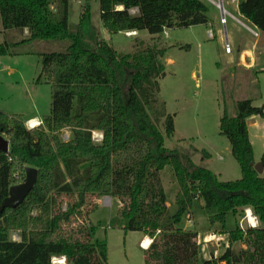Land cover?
Here are the masks:
<instances>
[{"label": "trees", "instance_id": "1", "mask_svg": "<svg viewBox=\"0 0 264 264\" xmlns=\"http://www.w3.org/2000/svg\"><path fill=\"white\" fill-rule=\"evenodd\" d=\"M239 11L264 32V0H240ZM208 12L202 0H100V18L110 33L146 30L160 40L168 28L209 24ZM69 15V0H0L3 29L29 32L0 42V56L31 54L17 48L37 41H68L65 50L38 52L37 82L52 86L43 125L29 129L23 114L0 110V136L10 144L8 152L0 150V204L17 183L15 172L24 179L26 166L38 169L25 200L0 214V264H54V256H65L67 264H108L107 242L95 239L96 226L87 219L102 196L120 203L114 226L151 237L146 264H264V175L254 168L246 123L252 115L264 118V104L241 99L235 116L221 117V134L242 176L220 180L165 145L175 134L174 117L159 99V79L166 74L160 57L167 48L124 53L104 39L90 44L83 34L69 31ZM90 23L87 5L79 24ZM64 129L71 132L67 140ZM94 131L103 133L101 141L93 139ZM166 167L179 186L174 211L161 177ZM196 199L203 200L212 225L224 226L229 214L242 217L246 208L258 225L242 229L238 224L228 231L223 253L204 258L198 232L184 227ZM13 231L20 240L12 239ZM237 242L245 247L235 249Z\"/></svg>", "mask_w": 264, "mask_h": 264}, {"label": "rangeland", "instance_id": "2", "mask_svg": "<svg viewBox=\"0 0 264 264\" xmlns=\"http://www.w3.org/2000/svg\"><path fill=\"white\" fill-rule=\"evenodd\" d=\"M202 1L208 6V15L214 20L210 21V25L168 28V34L163 32L160 40L146 30L133 35H127V32L110 33L100 18V0H69V31L83 34L90 44H96L98 40L104 39L118 52L134 53L139 48L154 45L158 48H167L165 56L160 57L165 65L166 74L159 79V99L165 102L167 112L174 117L175 134L172 138H166V147L176 148L180 153L188 155L197 165L212 170L220 180H237L242 176L241 167L231 154L228 138L221 134L220 119L225 112L229 116H235L237 101L245 98L248 93L243 89L244 82L240 80L241 77L238 73L234 76L227 65L229 54L225 49L224 32L221 31L218 37H215V31L213 38L208 36V29L213 28V23L223 30V24L219 21L221 11L214 3L218 0ZM87 5L90 6L91 23L80 25V17ZM226 7L230 9L229 5ZM2 29L0 16V42H3L5 37L1 32ZM247 33L240 34L239 40L245 39ZM64 43L67 45L68 41H37L17 48L30 49L31 54L5 56V59H13L17 63V65L11 64V67L24 73L27 71L29 76L26 80H10L7 83L4 78L6 72L0 75L1 109L8 114L25 113L26 118L34 115L43 118L50 113L52 86L46 82H37L41 71V57L38 52L65 50ZM171 59L174 63L170 62ZM159 124L164 131L163 122ZM255 128L261 129L260 135L264 139V126H251L253 133ZM69 133H71L69 129H64L61 133L62 138H68L66 134ZM4 137L7 138L6 135ZM263 142L261 138L254 139L252 146L256 159L263 154ZM204 151L209 155L207 156ZM14 176L16 184L23 182L20 171L15 172ZM161 177L167 193V204L171 211H174L178 183L169 167L161 172ZM119 207L120 203L116 198L107 196L99 198L97 209L87 218L96 226L95 239L107 242L108 264H146L145 250L140 243L142 234L138 231H125L122 227L112 224ZM248 209L250 208L245 209L242 217L229 214L225 225L216 223L217 228L228 232L235 229L242 221L246 229L250 226L247 219ZM184 227L199 231L198 243L202 257L206 258L209 254L218 251L220 255L225 250L227 238L205 240L211 234L220 233L210 229L212 225L202 199L193 202L192 211L185 217ZM14 236H20L19 231H13L12 239ZM241 246L245 247L241 242L234 244L235 249Z\"/></svg>", "mask_w": 264, "mask_h": 264}, {"label": "crops", "instance_id": "3", "mask_svg": "<svg viewBox=\"0 0 264 264\" xmlns=\"http://www.w3.org/2000/svg\"><path fill=\"white\" fill-rule=\"evenodd\" d=\"M239 2H233L231 0H224V3H223L224 8L231 14V16L228 17L226 25H222L223 30L222 28H217L215 23L212 24L213 28H209V29H212L213 32L215 31L214 32L215 37H218V34L220 35L222 32H224L225 41L226 42L228 41L232 48V51L228 53L229 58H228L227 65L229 69L232 71V74L236 76L238 73V75L241 77L240 80H243L242 82H244L243 89H246V93L248 94H246L247 96L243 99L249 98L252 100L254 105L261 106L262 104H264V32L260 31L255 25H253L247 18H245L240 13ZM226 5H229L230 9H228ZM209 18H210V21H214L210 16ZM210 24L211 22L207 25H210ZM248 27L256 30L258 34L255 35L253 32L249 30ZM1 32L5 36L2 41L6 39L20 40L29 34L27 28H25L22 32L17 29H9L6 31L2 29ZM136 32L137 34L140 33L138 31ZM164 32L168 34L167 29H165ZM243 32H246V33L250 32V34L247 33L248 35L246 34L245 39L239 40V35L242 34ZM5 56L7 55L0 56V75L6 72V75L5 76L3 75L5 78V82L9 83L10 80L17 81L18 79L26 80L29 76L28 72L26 71V73H24L22 70L20 71L17 68L11 67V64L17 65V63L13 61V59H5L6 58ZM8 56H12V55H8ZM15 56H24V55H15ZM170 62L174 63V60L171 59ZM1 82L2 81H0V85H1ZM0 110L5 112V110L1 108ZM22 114L24 116L26 115L25 113H22ZM30 118H37L38 120L42 119V117L38 115L30 116L26 119H30ZM246 123L248 126L249 136H250L252 145L254 143L255 138H261L262 140H264L262 136L260 135L261 129L255 128L254 133L250 129L251 126L255 127L257 125L263 127L264 118H262L259 115H252L246 119ZM263 147H264V142H263ZM261 157L259 159H256L254 157L255 162L261 161ZM262 175H264V173ZM210 229L213 231L214 230L219 231L220 234L218 235H220L222 238L225 237L228 240V232H223L225 230H221L217 228L216 223L213 224ZM138 232L142 234L140 243L144 247V250H145L148 247H145L143 245V241L146 237H149V238L151 237L141 231H138ZM197 232L199 233V231ZM218 252L215 254L211 253L206 258H210L211 255L219 256Z\"/></svg>", "mask_w": 264, "mask_h": 264}, {"label": "water", "instance_id": "4", "mask_svg": "<svg viewBox=\"0 0 264 264\" xmlns=\"http://www.w3.org/2000/svg\"><path fill=\"white\" fill-rule=\"evenodd\" d=\"M9 141L4 136H0V150L3 152L9 151ZM254 168L259 174L264 173V165L261 161L254 163ZM38 177V169L33 166L25 167V178L23 182L13 184L9 189V194L0 204V214L6 208H16L19 206L36 184ZM109 197V196H107Z\"/></svg>", "mask_w": 264, "mask_h": 264}, {"label": "built area", "instance_id": "5", "mask_svg": "<svg viewBox=\"0 0 264 264\" xmlns=\"http://www.w3.org/2000/svg\"><path fill=\"white\" fill-rule=\"evenodd\" d=\"M231 1L239 2L240 0H231ZM214 3L216 4L217 8H219L220 11H221V18H220L221 24L226 25L228 17L231 16V14L224 8V5H223L224 0H218L217 2H214ZM133 11H135V10H133ZM248 28L255 35L258 34V32L256 30H254V29H252L250 27H248ZM136 33H137L136 31H129L126 34L127 35H133V34H136ZM208 36H209V38H213L214 34H213V30L212 29H209ZM225 49H226V52H228V53H230L232 51V48H231V46H230L228 41L225 44ZM34 120H35V122H33ZM42 124H43L42 120H38L37 118H30V119H28L26 126L29 129H33V128H36V127H38V126H40ZM66 137L69 138L70 137V133L66 134ZM68 138H65V140H67ZM93 139L96 140V141H101L103 139V133L101 131H94L93 132ZM249 212L252 213L251 209L247 210V216H248ZM247 219H248V217H247ZM240 226L242 227V229H244L242 221L240 223ZM252 227H254V226H252ZM216 238H217V240H223L222 237H220V236H218L216 234L209 235L208 239L206 238L205 240L209 241V240H214ZM20 239H21L20 236H17V237L14 236L13 237V240H20ZM227 246H228V241L226 242V247ZM52 263H54V264H67V260H66L65 256H54V257H52Z\"/></svg>", "mask_w": 264, "mask_h": 264}, {"label": "bare ground", "instance_id": "6", "mask_svg": "<svg viewBox=\"0 0 264 264\" xmlns=\"http://www.w3.org/2000/svg\"><path fill=\"white\" fill-rule=\"evenodd\" d=\"M33 122H35V120ZM247 217H248V223L250 224V226H256L258 224L257 218L252 213L249 212ZM151 242H152V239L149 237H146L143 241V245L145 247H149Z\"/></svg>", "mask_w": 264, "mask_h": 264}]
</instances>
